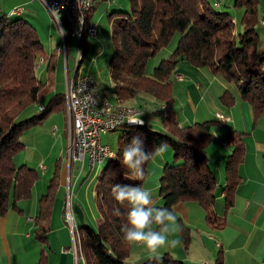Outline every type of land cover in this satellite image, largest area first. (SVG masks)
Returning a JSON list of instances; mask_svg holds the SVG:
<instances>
[{
  "label": "trees",
  "instance_id": "1",
  "mask_svg": "<svg viewBox=\"0 0 264 264\" xmlns=\"http://www.w3.org/2000/svg\"><path fill=\"white\" fill-rule=\"evenodd\" d=\"M232 7L243 10L239 33H235L230 12L221 10L213 0H129V10L113 11L109 15L112 52L108 76L114 103L132 107L130 103L137 99H149L146 104L155 105L153 110L164 132L154 130L145 122L142 126L120 127L124 130L117 139L116 154L105 161L95 180L97 227L77 228L78 251L84 264H126L129 257L130 243L124 241L121 231L127 221L128 207L115 201L111 188L117 183H138L128 178L127 169L120 162L123 147L137 137L143 141L146 151L166 141L173 153V162L164 164L159 177L160 207L173 210L179 203L192 201L203 209L207 226L224 225L212 209L217 179L206 154L213 139L212 129L219 123L208 120L180 127L171 75L180 61L193 68H206L236 87L251 110L253 123L264 117V53L258 50V0H234ZM90 12L86 16V31L91 27ZM113 15L116 17L112 18ZM175 35L178 39L172 54L161 59L147 75L148 60L168 47ZM87 39L86 34L80 43L81 49H86ZM44 57L42 42L28 22L19 17L0 16V217L9 210L21 213L18 203L30 199L38 181L35 169L14 163V157L24 147L20 141L22 134L67 106L65 94H57L38 107L37 113L20 118L39 103L43 84L36 71L40 59L45 61ZM53 70L49 65L48 73ZM99 91L106 97L104 90ZM221 102L226 106L233 104L232 98L226 95L221 97ZM146 104L139 105L138 109H146ZM244 136L245 133L230 130L225 134L231 149L222 165L225 179L220 192L226 210L233 206L235 191L241 182L238 166L244 159ZM147 166L143 180L139 181L142 185ZM57 178L56 171L38 200L34 237L40 243L46 242ZM116 208H120V216L113 214ZM178 224L181 244L186 250L190 243L189 228L180 220ZM160 227L155 225V230ZM155 257L159 259L150 256L138 264H185L167 253ZM214 264H223L221 251Z\"/></svg>",
  "mask_w": 264,
  "mask_h": 264
},
{
  "label": "crops",
  "instance_id": "2",
  "mask_svg": "<svg viewBox=\"0 0 264 264\" xmlns=\"http://www.w3.org/2000/svg\"><path fill=\"white\" fill-rule=\"evenodd\" d=\"M126 1L96 0L95 7L88 15V23L95 25L97 31L95 39L92 38V40H99V36L103 38L108 35V27L104 26L102 21L113 8L125 9ZM232 1L215 0L214 2L220 7L222 3L231 6ZM100 3L99 9L96 10L95 8ZM17 10L19 12H14ZM1 15L24 19L35 29L43 42L45 61L36 71L38 80L43 84L39 103L25 112L27 115H32L37 113L38 107H43L53 96L66 94L64 92L66 82L74 76L75 66L68 61V48L66 59L63 58L61 52L63 43L59 26L39 0H0ZM258 16V48L264 53V0H258ZM108 22L110 27V20ZM104 43L109 48L107 53H102L106 50L98 49L89 55L86 52V46L85 51L82 52V59L78 63V74L91 76L100 90H104L101 87L100 71L103 70L102 67L105 69L108 65L112 52L109 41L107 42L106 39ZM103 57L105 59L101 60L100 58ZM49 65L54 68L51 74L48 73ZM171 82L173 94H175L174 89H177L174 108L180 127L214 120L215 115L220 113L230 120L222 125L226 130L216 132L221 143L228 130L245 133L243 138L244 159L238 166L241 182L236 188L233 206L226 210L220 192L225 179L222 165L231 149L229 150L227 145L225 148L222 146V149L218 141H212L206 149L210 167L215 176L217 175L216 200L212 209L214 214L223 220L224 225L220 228H211L206 225L204 211L197 203L192 201L179 203L173 209L176 217L175 223L169 222L168 224V239L177 240V245L161 247L153 254L144 244H136L134 247L139 250L135 249L130 253L126 264H138L150 256L165 253L185 264H214L219 251L222 254L223 264H264V117L253 123L251 110L242 101L236 87L226 83L221 76L212 75L206 68H193L185 61H180L171 75ZM223 95L232 98L231 106L222 104ZM148 100L137 99L130 105L137 107L148 103ZM70 137L67 106L63 111L50 114L39 126L22 134L20 141L24 147L14 157L15 165H26L38 173V170L44 171L42 162L52 160L53 174L49 176V181L57 171V190L45 243L38 242L34 237V218L37 216L38 200L46 192L49 184L45 175L40 178L38 173V181L31 190L30 199L18 203L21 213L9 210L5 216L0 217V264H84L78 251V241L73 238L72 232L64 222V205L68 185L72 189L71 203L76 230L81 226L91 227L84 216V211L95 209L96 205L94 188L90 195L85 191L81 194L79 190L86 178L82 174L85 166L80 169L77 165L76 169L79 172L73 170L72 165H76L75 163H67L63 166ZM171 155L172 151L168 150L162 157L151 162L156 174L151 175L152 180L150 178L144 181L143 186L151 190L157 207L162 205L158 193L157 177L160 176L164 164L172 160ZM74 189L79 191L76 193L78 202L73 203ZM82 196V202H80ZM177 219L189 228L190 243L186 250L181 244ZM73 239L76 240L75 251Z\"/></svg>",
  "mask_w": 264,
  "mask_h": 264
},
{
  "label": "built area",
  "instance_id": "3",
  "mask_svg": "<svg viewBox=\"0 0 264 264\" xmlns=\"http://www.w3.org/2000/svg\"><path fill=\"white\" fill-rule=\"evenodd\" d=\"M39 1L59 26L63 43L61 52L63 58L66 59L67 40H74L76 19L80 7L84 6L85 3L80 0ZM14 12H19V10ZM96 33V27L92 25L91 38H95ZM64 92L68 94L69 101H73V112L67 113L68 123L73 126L67 155L68 163H75L79 165L80 169L86 164L89 168L95 161H98L101 155L109 152V146L101 143L102 135L113 133L114 128L123 122L139 118L143 121L140 109L119 108L117 104H113L109 100H102L99 89L93 85V78L89 75H82L79 83H71V78H69ZM215 119L221 125H225L230 121L228 117L220 113L215 115ZM71 199L72 189L68 185L64 205V222L73 236V228L76 224ZM73 244L75 251V241Z\"/></svg>",
  "mask_w": 264,
  "mask_h": 264
},
{
  "label": "clouds",
  "instance_id": "4",
  "mask_svg": "<svg viewBox=\"0 0 264 264\" xmlns=\"http://www.w3.org/2000/svg\"><path fill=\"white\" fill-rule=\"evenodd\" d=\"M130 124L143 125L139 119L129 120ZM165 141L156 145L151 151H146L143 141L134 138L130 144L123 147L120 162L127 169L128 178L137 181L134 184H114L111 191L119 205H127V221L121 226L123 239L127 243L144 244L153 254L161 247H175L177 240L168 239V224L175 223L174 210L156 206L151 190L145 188L142 181L146 173V165L162 157L169 149ZM114 215L120 216V208L114 209ZM160 225L154 230L153 225ZM155 259H159L155 257Z\"/></svg>",
  "mask_w": 264,
  "mask_h": 264
},
{
  "label": "rangeland",
  "instance_id": "5",
  "mask_svg": "<svg viewBox=\"0 0 264 264\" xmlns=\"http://www.w3.org/2000/svg\"><path fill=\"white\" fill-rule=\"evenodd\" d=\"M213 1H215V0H213ZM233 3H234V0L232 1L231 6H227L224 3H222L220 9L221 10H224V11H227V12H230V14L232 15L233 19L236 20V21H234V24H236V26H235V33H239L241 31L240 18H241V15H242L243 10L242 9H234L232 7L233 6ZM100 5H101V3L95 9L98 10L99 7H100ZM125 5H126L125 6V9H122V10L123 11L129 10V0L126 1ZM113 10L114 11L115 10L122 11L120 9V7H115L112 10H110L107 13V15H110L113 12ZM107 15L105 16L104 20L102 21V24L104 26H107L108 27V29H107L109 31L108 32V35H105V37L103 36V38L101 36H99V40H92V38L91 39H87V50H86V52L89 55L91 54V52L96 51L98 49L99 50H106V51H103L102 53H107L109 51V48H108L107 44L105 45V43H104L106 39H107V42L109 41L110 47L112 46V42H111V29H110V27L108 25L109 24V22H108L109 18H107ZM112 17H116V16L113 15ZM45 38L46 37L44 35L43 36V39L45 40ZM93 39H95V38H93ZM177 39H178V35H175L173 37L171 43L168 45V47H166L165 49H163L162 51H160L157 55H155V57H153V58H151V59L148 60V62L146 64V71H145L147 75H150L151 74V72L153 71L154 67L159 63V61L161 60L162 57L168 58L172 54V52L170 50H172L173 47L175 46V44L177 42ZM67 48H68V61L70 63H72V65L74 64V66H75L74 72H75L76 71V63H77V60H78L79 43L77 41H75V40H67ZM62 49H63V45H62ZM81 50H82V52L85 51L84 49H81ZM258 50H260V49H258ZM167 52H169V54H166ZM81 58H82V54H81ZM100 59L101 60H104L105 58L103 57V58H100ZM108 65H109V63H108ZM108 65L105 67V69H104V67H102L103 70L100 71L101 72V80H102L101 87L104 89L107 99L111 103L115 104L114 103V95H113V92L110 89V86H109V83H108L109 82ZM176 91H177V89H174L175 94H176ZM175 94H173V90H172V97L173 98L175 97ZM65 98H66L67 113H68L69 104H68V101H67V93L65 94ZM121 106L131 107V106L124 105V104L121 105ZM153 106L155 107V105H153V104H148L146 109H144V108L141 109L142 112H143L141 118H143V120L146 122V124L149 125V126H151L154 130L163 131L164 132V128L161 127L162 125L160 124V120H159L158 114L152 109ZM134 107L135 106H132L131 108H134ZM136 109H138V106L136 107ZM28 116H30V115H27L26 113H23L20 118L21 119H24V118H27ZM214 120L216 121V119H214ZM136 125H138V124H136ZM160 127H161V129H160ZM70 129H71V124H70ZM123 130H124V128H120L117 131H115L114 133H109V134H106V135H102L101 136V143L103 145L109 146L111 148L112 152L115 153L116 148H117V139H118L119 135L122 133ZM222 130L224 131L226 129L223 128L221 124H219V126H217V125L214 126L213 129H212V134H213V139H214V140L212 139V141H218V144L220 145L221 148H222V145H221L222 143H221V140L218 139V137L216 135V132L217 131H222ZM71 134H72V130H71ZM223 142H225V145H227V148H229V150H230V147L228 146V143L225 141V136L223 137ZM42 150L45 152V149L44 148ZM168 150L171 151L170 148ZM67 155H68V151L66 152V157L63 160V166L68 163V156ZM171 157H172V160L169 163H172L173 162V153H172ZM106 160H108V159H106ZM105 161L102 164L97 165L96 168L94 170H92V171H89L90 169L88 168L87 164L85 165V168L83 167L84 168V172L82 174H84L86 176V178L82 182L81 188H79V190H81L80 191L81 194H83L84 191L86 192V194H89V195L91 194L92 189L95 186L94 183H95L96 177L99 174V172L102 169V167L104 166ZM42 164L44 166V171L41 172V171H39L37 169L38 170V173H39V176H40V178H42V175H45L46 176L45 179L48 178V181H49V176L51 177V175L53 174V166H52L53 165V161L50 160V159H48V160L42 162ZM72 167H73V170L74 171L76 170L77 172H79L78 169H76L77 168V164L76 165H72ZM148 168H149V170H148ZM153 173L156 174L155 173V170H154V167L152 166L151 162H149L148 163V166H147V176H146L145 180L146 179H150L151 178V175H153ZM159 177L160 176L158 175V177H157V180L158 181H159ZM216 177H217V175H216ZM152 179L153 178H151L150 180H152ZM48 181H47V184H48ZM79 190L78 189H74V192H73V203L74 202H78V201H76V193ZM82 198H83V196L80 197V202H82ZM84 216L86 217V220H88L90 226L95 229L97 227V220H98V211H97V209L96 208L95 209H85ZM74 217H75V215H74ZM176 221L178 222L179 219H177ZM168 228H169V225H168ZM153 229L155 230V225H153ZM135 245H136V243H131L130 244V252H129V255L135 249L139 250V248H135L134 247ZM128 258H127V260H128Z\"/></svg>",
  "mask_w": 264,
  "mask_h": 264
},
{
  "label": "bare ground",
  "instance_id": "6",
  "mask_svg": "<svg viewBox=\"0 0 264 264\" xmlns=\"http://www.w3.org/2000/svg\"><path fill=\"white\" fill-rule=\"evenodd\" d=\"M82 3H85L84 6H81L80 7V12L77 16V19H76V32H75V36H74V40L77 41L79 43V49H78V60H77V63H76V71H75V74L74 76L71 78V83H79V79H80V75L78 74V63L79 61L82 59L81 58V54H82V50L80 48V43L83 42V40L85 39L86 37V34H87V37L90 39L91 38V31H92V25L90 27V29L88 31H86V16L87 14L95 7L96 5V1H93V0H80ZM43 60L41 59L38 63V67L41 66ZM93 85L99 89V87L97 86L96 82L94 81L93 79ZM102 100H108L106 97H102ZM67 101H68V104H69V107H68V112H73V101H69L68 99V94H67ZM117 106L119 108H126V109H136V108H131V107H127V106H121V105H118ZM124 125H131L130 123L128 122H123L121 123L119 126L115 127L114 128V132L119 129L120 127L124 126ZM71 130H72V133H73V126L71 124ZM113 132V133H114ZM222 146L225 148L226 145L225 143L223 142L222 143ZM116 153L112 152L111 148L109 147V152L106 153L105 155H101V157L98 159V161H95L90 167V171L94 170L96 168L97 165H100L102 164L106 159H113L114 156H115ZM76 233V234H75ZM75 235V236H74ZM77 230L76 228L74 227L73 228V238L76 239L77 237ZM74 239L75 243H76V240ZM75 250H76V246H75Z\"/></svg>",
  "mask_w": 264,
  "mask_h": 264
}]
</instances>
